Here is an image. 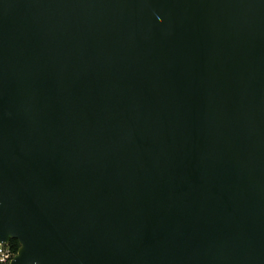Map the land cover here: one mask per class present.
Wrapping results in <instances>:
<instances>
[{
  "label": "water",
  "instance_id": "obj_1",
  "mask_svg": "<svg viewBox=\"0 0 264 264\" xmlns=\"http://www.w3.org/2000/svg\"><path fill=\"white\" fill-rule=\"evenodd\" d=\"M9 264H264V0H0Z\"/></svg>",
  "mask_w": 264,
  "mask_h": 264
},
{
  "label": "built area",
  "instance_id": "obj_2",
  "mask_svg": "<svg viewBox=\"0 0 264 264\" xmlns=\"http://www.w3.org/2000/svg\"><path fill=\"white\" fill-rule=\"evenodd\" d=\"M13 256L8 244L0 243V264H9Z\"/></svg>",
  "mask_w": 264,
  "mask_h": 264
},
{
  "label": "trees",
  "instance_id": "obj_3",
  "mask_svg": "<svg viewBox=\"0 0 264 264\" xmlns=\"http://www.w3.org/2000/svg\"><path fill=\"white\" fill-rule=\"evenodd\" d=\"M8 246L11 249L12 253L15 254L19 246V243L16 239H11Z\"/></svg>",
  "mask_w": 264,
  "mask_h": 264
}]
</instances>
